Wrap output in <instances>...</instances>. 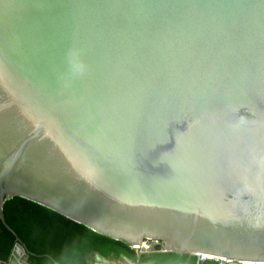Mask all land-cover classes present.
Wrapping results in <instances>:
<instances>
[{"label": "water", "instance_id": "95a60500", "mask_svg": "<svg viewBox=\"0 0 264 264\" xmlns=\"http://www.w3.org/2000/svg\"><path fill=\"white\" fill-rule=\"evenodd\" d=\"M14 196L263 263L264 0H0V264H31Z\"/></svg>", "mask_w": 264, "mask_h": 264}, {"label": "trees", "instance_id": "16d2710c", "mask_svg": "<svg viewBox=\"0 0 264 264\" xmlns=\"http://www.w3.org/2000/svg\"><path fill=\"white\" fill-rule=\"evenodd\" d=\"M4 211L7 222L27 248L35 253L30 256L34 264H88L86 255L92 251L114 259L124 254L135 264H219L212 257L201 261L194 254L163 251L161 243L153 249L138 252L127 241L97 232L52 208L21 196L7 200ZM0 226V247L11 249L14 235L1 221ZM54 259L59 263H55Z\"/></svg>", "mask_w": 264, "mask_h": 264}, {"label": "built area", "instance_id": "2783aa9c", "mask_svg": "<svg viewBox=\"0 0 264 264\" xmlns=\"http://www.w3.org/2000/svg\"><path fill=\"white\" fill-rule=\"evenodd\" d=\"M160 242L158 240H153V239H148L146 241H144L142 244H134L132 245V247L134 249H136L138 252L140 251H146V250H149L152 248L153 245H156V244H159ZM199 260L203 261L205 260L207 257H210L206 254H199ZM218 260L219 264H230V263H233L234 261H232L231 259H228V258H215ZM244 264H255V263H249V262H245ZM260 264H264L263 263H260Z\"/></svg>", "mask_w": 264, "mask_h": 264}, {"label": "crops", "instance_id": "0c3cea01", "mask_svg": "<svg viewBox=\"0 0 264 264\" xmlns=\"http://www.w3.org/2000/svg\"><path fill=\"white\" fill-rule=\"evenodd\" d=\"M1 226H0V232H1ZM10 251V247H0V257H6ZM111 260L115 264H135L134 262H130L128 259L121 257L119 259L111 258Z\"/></svg>", "mask_w": 264, "mask_h": 264}, {"label": "flooded vegetation", "instance_id": "af4514ba", "mask_svg": "<svg viewBox=\"0 0 264 264\" xmlns=\"http://www.w3.org/2000/svg\"><path fill=\"white\" fill-rule=\"evenodd\" d=\"M1 232H2V231H1ZM1 232H0V234H1ZM14 241H15V237H14ZM135 250H136V249H135ZM136 251H137V250H136ZM92 252H94V251H92ZM92 252H88V253H87V255H86L87 262H88V257H89V256L92 257V254H93ZM33 254H35V253H33ZM123 255H124V254H123ZM123 255H122L121 257H123ZM30 256H31V255H30ZM107 257H109V256H107ZM121 257H120V258H121ZM109 258L111 259V257H109ZM29 259H30V257H29ZM54 261H55V263H56V262L59 263V261H57V260H55V259H54ZM30 262H31V264H34V262H32L31 259H30ZM88 264H89V263H88Z\"/></svg>", "mask_w": 264, "mask_h": 264}]
</instances>
